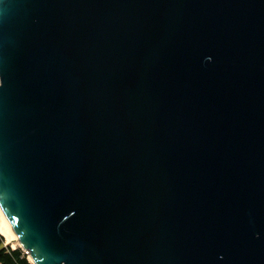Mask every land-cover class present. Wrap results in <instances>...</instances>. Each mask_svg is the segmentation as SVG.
Returning <instances> with one entry per match:
<instances>
[{"label":"water","instance_id":"95a60500","mask_svg":"<svg viewBox=\"0 0 264 264\" xmlns=\"http://www.w3.org/2000/svg\"><path fill=\"white\" fill-rule=\"evenodd\" d=\"M0 196L35 264H264V0H0Z\"/></svg>","mask_w":264,"mask_h":264},{"label":"trees","instance_id":"16d2710c","mask_svg":"<svg viewBox=\"0 0 264 264\" xmlns=\"http://www.w3.org/2000/svg\"><path fill=\"white\" fill-rule=\"evenodd\" d=\"M0 264H30V262L21 248L3 245V238L0 236Z\"/></svg>","mask_w":264,"mask_h":264},{"label":"bare ground","instance_id":"6f19581e","mask_svg":"<svg viewBox=\"0 0 264 264\" xmlns=\"http://www.w3.org/2000/svg\"><path fill=\"white\" fill-rule=\"evenodd\" d=\"M0 233L4 236L6 240L5 242L18 241V243L21 245L9 220L5 216L1 206H0ZM29 259L31 260V262H33V264H35L34 261L31 259V257Z\"/></svg>","mask_w":264,"mask_h":264},{"label":"rangeland","instance_id":"374dc122","mask_svg":"<svg viewBox=\"0 0 264 264\" xmlns=\"http://www.w3.org/2000/svg\"><path fill=\"white\" fill-rule=\"evenodd\" d=\"M0 236L3 238V245H9L10 247H13V248H16V247H19L22 249L21 245L18 243V241H10V242H6L5 243V238L4 236L0 233ZM29 259V257H28Z\"/></svg>","mask_w":264,"mask_h":264},{"label":"built area","instance_id":"2783aa9c","mask_svg":"<svg viewBox=\"0 0 264 264\" xmlns=\"http://www.w3.org/2000/svg\"><path fill=\"white\" fill-rule=\"evenodd\" d=\"M22 251H23V253L26 255V257H27V259H28V252L25 250V249H22ZM29 260V262H30V264H33V262H31V260L30 259H28Z\"/></svg>","mask_w":264,"mask_h":264},{"label":"snow or ice","instance_id":"6c2138e0","mask_svg":"<svg viewBox=\"0 0 264 264\" xmlns=\"http://www.w3.org/2000/svg\"><path fill=\"white\" fill-rule=\"evenodd\" d=\"M0 200H2V196H0Z\"/></svg>","mask_w":264,"mask_h":264},{"label":"crops","instance_id":"0c3cea01","mask_svg":"<svg viewBox=\"0 0 264 264\" xmlns=\"http://www.w3.org/2000/svg\"><path fill=\"white\" fill-rule=\"evenodd\" d=\"M6 243V242H5ZM13 248V247H12Z\"/></svg>","mask_w":264,"mask_h":264}]
</instances>
